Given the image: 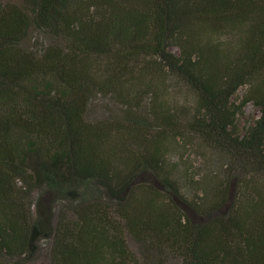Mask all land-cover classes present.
I'll list each match as a JSON object with an SVG mask.
<instances>
[{
	"label": "trees",
	"instance_id": "1",
	"mask_svg": "<svg viewBox=\"0 0 264 264\" xmlns=\"http://www.w3.org/2000/svg\"><path fill=\"white\" fill-rule=\"evenodd\" d=\"M40 254L264 264V0H0V264Z\"/></svg>",
	"mask_w": 264,
	"mask_h": 264
},
{
	"label": "rangeland",
	"instance_id": "2",
	"mask_svg": "<svg viewBox=\"0 0 264 264\" xmlns=\"http://www.w3.org/2000/svg\"><path fill=\"white\" fill-rule=\"evenodd\" d=\"M11 2H19V0H6ZM32 42L29 44L32 46L36 40H41L40 35L37 33H33L31 35ZM242 90L238 96L241 97L243 94ZM121 114V110L117 104H115L109 98L104 97H96L93 99L87 118L90 121H97L102 120L104 118H110L112 116H117ZM260 117V111L257 107L252 104H249L245 110L243 116L240 117V126L244 128L248 124H252L255 120ZM202 150H196L188 148L181 149L177 148L175 152L172 154V158L179 160L181 165L184 167L192 168V172L195 174L193 185L209 183V184H218L219 181L223 180L224 178L217 176L220 171H222V163L224 160L220 156H216L215 154L209 153V163L202 157ZM217 174V175H215ZM191 184L187 181L186 187L190 186ZM47 242L42 243V248H47ZM44 252V251H43ZM45 255V254H44ZM44 257L40 254L38 261L36 264H42L44 262Z\"/></svg>",
	"mask_w": 264,
	"mask_h": 264
}]
</instances>
